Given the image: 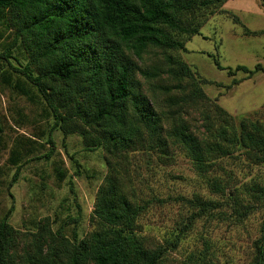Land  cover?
I'll return each mask as SVG.
<instances>
[{
	"label": "trees",
	"instance_id": "1",
	"mask_svg": "<svg viewBox=\"0 0 264 264\" xmlns=\"http://www.w3.org/2000/svg\"><path fill=\"white\" fill-rule=\"evenodd\" d=\"M224 1L0 0V36L8 35L0 45L1 81L51 120L45 138L49 146L40 157H51V134L59 130L63 137L78 134L88 149L101 148L106 166L91 211L94 226L82 239L51 229L47 217L33 230H17L7 221L11 205L0 218V264H162L165 247L149 246L136 232L144 205L129 194L122 167L126 154L141 143L162 155L181 146L198 169L218 166L227 178L232 172L226 165L264 167V121L236 118L223 109L202 90L208 81L196 77L176 53L184 50L188 36L198 33L201 10ZM237 70L246 78L264 72L259 63L226 72ZM137 73L152 94L140 87ZM189 108L198 113L201 131L190 129ZM19 136L9 150L15 168L8 186L31 153L26 144L34 143ZM55 171L57 179L64 177L62 167ZM220 181L212 176L207 185L223 192ZM228 193L224 197L231 199L236 219L261 210L245 264H264V174ZM186 200L195 208L193 218L211 215L218 207L198 195Z\"/></svg>",
	"mask_w": 264,
	"mask_h": 264
},
{
	"label": "rangeland",
	"instance_id": "2",
	"mask_svg": "<svg viewBox=\"0 0 264 264\" xmlns=\"http://www.w3.org/2000/svg\"><path fill=\"white\" fill-rule=\"evenodd\" d=\"M201 11L204 20L198 33L186 38L184 50L176 51L177 55L196 77L208 81L201 84L202 90L223 109L236 118L251 116L264 121V72H254L248 78L240 70L231 75L226 72L236 65L251 69L259 63L264 68V0H225L219 7ZM7 36L2 33L0 45ZM212 58L224 69L217 68ZM136 78L140 87L152 94L151 85L138 73ZM189 109L190 129L201 131L198 113ZM50 122L40 107L0 78V218L12 205L7 221L13 228L33 230L37 221L47 217L51 229L60 228L68 238L79 240L94 226V197L106 172L103 150L88 149L76 133L63 137L53 130L51 157H40L49 146L45 138ZM19 135L34 143L26 144L31 153L8 186L15 168L8 160L9 150ZM139 146L121 163L129 179V194L144 205L136 232L149 246L165 247L162 264H245L251 242L258 235L261 210L236 219L230 212L231 199L224 196L230 188L255 181L264 174V167L234 169L226 165L232 172L227 178L218 166L206 172L198 169L181 146L170 148L166 155L144 143ZM56 167L64 170L60 180ZM212 176L222 180L223 192L208 187L207 179ZM195 195L218 202V207L211 215L193 218L195 208L186 199Z\"/></svg>",
	"mask_w": 264,
	"mask_h": 264
}]
</instances>
